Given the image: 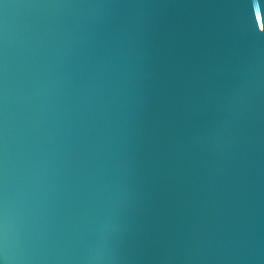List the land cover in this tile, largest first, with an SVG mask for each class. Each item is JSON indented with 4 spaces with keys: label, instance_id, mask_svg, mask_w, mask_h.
<instances>
[{
    "label": "water",
    "instance_id": "95a60500",
    "mask_svg": "<svg viewBox=\"0 0 264 264\" xmlns=\"http://www.w3.org/2000/svg\"><path fill=\"white\" fill-rule=\"evenodd\" d=\"M0 264H264V0H0Z\"/></svg>",
    "mask_w": 264,
    "mask_h": 264
}]
</instances>
